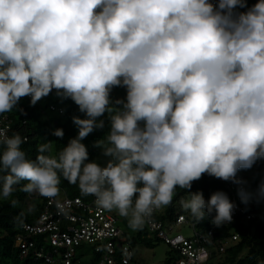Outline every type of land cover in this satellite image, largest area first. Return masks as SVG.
I'll list each match as a JSON object with an SVG mask.
<instances>
[{"label":"clouds","instance_id":"9594fccd","mask_svg":"<svg viewBox=\"0 0 264 264\" xmlns=\"http://www.w3.org/2000/svg\"><path fill=\"white\" fill-rule=\"evenodd\" d=\"M237 6L245 0H0V114L55 89L87 117H73L78 135L58 158L43 154L46 142L28 159L25 138L0 129V197L20 181L55 197L62 175L137 229L177 187L205 173L235 181L264 158V0L234 18ZM113 86L127 88L122 109L111 106ZM106 112L112 159L101 166L81 141ZM188 194L181 205L197 221L205 210L216 226L232 220L224 192Z\"/></svg>","mask_w":264,"mask_h":264},{"label":"trees","instance_id":"16d2710c","mask_svg":"<svg viewBox=\"0 0 264 264\" xmlns=\"http://www.w3.org/2000/svg\"><path fill=\"white\" fill-rule=\"evenodd\" d=\"M258 2L259 0H245V6L238 7L250 9ZM126 98V86H113L111 88L110 101L112 107L122 109L123 104H119L117 101L126 103ZM30 101V96L22 97L11 112L0 114V117L8 114L12 120V135L19 133L22 138H25V142L21 144V149L28 159L35 160L37 155L40 154L38 148L46 142H49V150L43 154L58 158L63 147H66L69 141L78 135V128L73 123V117L81 119L87 117L71 98H63L57 95L55 89L35 105H32ZM98 120L104 121L103 128L95 129L81 143L87 148L89 161L96 160L101 166H106L107 162L112 159L103 155L104 149L110 146L106 139L111 128L109 113L106 112ZM140 123L143 125V122ZM57 128L63 130L64 135L62 138L53 135L54 130ZM98 141L101 142L100 147L96 146ZM5 149L6 146L0 143V154ZM7 174L6 170H0V176ZM237 175L246 177L250 183L249 186L262 182L264 180V161L261 158L257 159L250 168L239 169ZM27 183L28 181H20L13 186L14 191L10 196L0 197V264H39L33 258L22 259L19 250L14 245L15 236L22 231V225L36 220L43 209L44 196L40 193L24 191V185ZM0 184H2V181H0ZM58 188L57 196H78L84 200L89 199V195L81 193L78 183H69L62 175ZM217 191L224 192L228 198L231 196V191L225 183H221L216 177L205 173L199 180L192 182L190 190L177 187L171 205L163 206L165 217L157 215L156 219L173 221L179 214H184L187 219L193 222L196 221L195 228L197 232L207 234L211 230L212 235L206 244V247L211 251L207 264H264V212L261 213L259 218L252 221L238 218L229 225L216 226L212 223V219L216 214L215 211L209 215L205 210V218L197 221L190 211L184 210L181 205L182 199L187 200L190 198L189 192H200L207 201ZM145 226V229H137L135 236H131L130 239L127 232L124 231H121V237L126 238L129 243L131 242L132 247L138 242L149 247L154 242H162L155 234L149 232L147 225ZM233 234H237L238 239L229 242L225 249L220 250V242L228 240ZM171 263V257L166 258L165 264Z\"/></svg>","mask_w":264,"mask_h":264},{"label":"built area","instance_id":"2783aa9c","mask_svg":"<svg viewBox=\"0 0 264 264\" xmlns=\"http://www.w3.org/2000/svg\"><path fill=\"white\" fill-rule=\"evenodd\" d=\"M209 2L218 7L219 0ZM248 10L237 6L233 9V16L238 17ZM11 125L8 114L0 117V129L5 130L8 137L12 136ZM218 181L229 187V200L234 204L232 220L222 225H229L238 218L252 221L264 212V192L261 191L264 180L254 186H249L243 175H237L235 181ZM43 198L39 216L33 222L23 224L22 231L15 236L14 245L22 259L33 258L39 264H80L84 256L92 254L91 260L85 263L145 264L135 258L131 244L121 237L116 212L99 206L94 195H89L87 200L67 195ZM157 215L165 217L163 207L145 217V223L151 234L175 251L178 257L171 264H207L211 251L206 244L212 235L211 230L207 234L197 232L196 221L187 219L184 214H179L173 221L156 219ZM184 223L193 230L190 236L175 231ZM237 239L238 235L233 234L220 242V250Z\"/></svg>","mask_w":264,"mask_h":264},{"label":"rangeland","instance_id":"374dc122","mask_svg":"<svg viewBox=\"0 0 264 264\" xmlns=\"http://www.w3.org/2000/svg\"><path fill=\"white\" fill-rule=\"evenodd\" d=\"M49 113V112H47ZM52 115V113H50ZM32 193H39L36 191H33ZM117 214L118 219V227L123 232H127V236L130 239L131 236H135L137 233V229H145L146 224L145 222L137 229H133L130 227V219L131 217H124L119 215L118 211L114 210ZM176 232H179L180 234H183L185 236H190L193 233L192 228L184 223L180 225L175 230ZM131 243V242H130ZM133 250L135 254V258L139 261L144 262L145 264H165V260L168 257H171V260L174 261L178 256L174 251H172L166 244L163 242H154L152 246H145L144 244L138 242L136 245H133ZM92 258V254H88L82 258V263L85 264V262L90 261ZM87 264V263H86Z\"/></svg>","mask_w":264,"mask_h":264}]
</instances>
